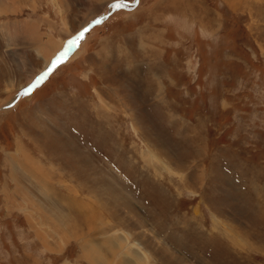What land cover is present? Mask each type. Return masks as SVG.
I'll use <instances>...</instances> for the list:
<instances>
[{
  "label": "rangeland",
  "instance_id": "obj_1",
  "mask_svg": "<svg viewBox=\"0 0 264 264\" xmlns=\"http://www.w3.org/2000/svg\"><path fill=\"white\" fill-rule=\"evenodd\" d=\"M94 251L264 264V0H0V264Z\"/></svg>",
  "mask_w": 264,
  "mask_h": 264
},
{
  "label": "bare ground",
  "instance_id": "obj_2",
  "mask_svg": "<svg viewBox=\"0 0 264 264\" xmlns=\"http://www.w3.org/2000/svg\"><path fill=\"white\" fill-rule=\"evenodd\" d=\"M61 47V46H60ZM57 52V51H56ZM54 56V55H53ZM52 56V57H53ZM51 56L49 57V59ZM48 59V60H49ZM106 243V242H105ZM124 244V243H123ZM117 252V251H116ZM119 252V251H118ZM90 253V252H89ZM134 255V254H133ZM91 260L96 264H113L111 260H108L106 256L101 255L98 251H94V256L90 255ZM121 259V258H120ZM127 263V262H126ZM118 264H123V262H118Z\"/></svg>",
  "mask_w": 264,
  "mask_h": 264
},
{
  "label": "snow or ice",
  "instance_id": "obj_3",
  "mask_svg": "<svg viewBox=\"0 0 264 264\" xmlns=\"http://www.w3.org/2000/svg\"><path fill=\"white\" fill-rule=\"evenodd\" d=\"M95 23H96V24H99L100 21L97 20V21H95ZM85 31H87V29H85ZM83 34H84V33L82 32L80 35L83 36ZM75 43H76L75 40H73V41L71 42V44H72L73 46L75 45ZM47 75H48V73H44V75L41 76V77L39 78V80L37 81V83H39L40 80H43V79H44V76H47ZM29 91H31V89L26 90L25 93H24V95H27ZM9 106H11V105H9Z\"/></svg>",
  "mask_w": 264,
  "mask_h": 264
},
{
  "label": "crops",
  "instance_id": "obj_4",
  "mask_svg": "<svg viewBox=\"0 0 264 264\" xmlns=\"http://www.w3.org/2000/svg\"><path fill=\"white\" fill-rule=\"evenodd\" d=\"M229 4H232V3H229ZM233 4H235V3H233ZM233 4H232V5H233Z\"/></svg>",
  "mask_w": 264,
  "mask_h": 264
}]
</instances>
